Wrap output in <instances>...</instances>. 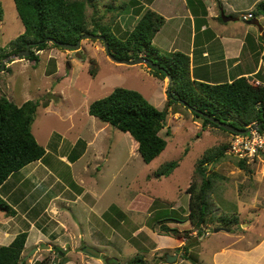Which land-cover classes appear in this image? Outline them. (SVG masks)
Returning a JSON list of instances; mask_svg holds the SVG:
<instances>
[{
	"label": "rangeland",
	"instance_id": "obj_1",
	"mask_svg": "<svg viewBox=\"0 0 264 264\" xmlns=\"http://www.w3.org/2000/svg\"><path fill=\"white\" fill-rule=\"evenodd\" d=\"M130 1L94 0V6L91 2L92 7L89 6L85 14L89 23L87 28L95 29L91 35H100L92 26V18L98 23L99 30H106L120 39L126 37L138 18L136 20L132 16L125 26L121 25L120 31L116 28V22L119 14L123 15L132 8ZM0 3L4 12L0 22V47H7L23 32L24 27L13 0H0ZM152 47L158 57L172 54ZM36 54L39 56L36 63L27 60V57L17 58L15 55L0 62V94L17 105L28 100L39 103L32 133L44 148L52 133L53 139L61 142V152L57 154L73 152L76 143L73 154H80L78 149L83 147V143H93L71 169L56 160L52 144L48 147L49 155L44 165L63 182L68 180L69 171L75 170L76 181L86 197L81 199L82 206L77 204L72 207L71 215L82 224L73 227L77 228L74 235H51L49 241L44 239L37 246L30 242L26 252L36 248L30 255L36 257L33 264L60 262V255L54 247L62 249L67 260L71 259L68 256L71 252L81 253L84 247H89L98 252L99 257L83 253L99 259L103 264H136L138 259L145 264L165 262L166 255L172 252L168 246H173L177 238L171 233L160 232L159 226L182 231L185 222L172 220L183 218V209L188 211V194L185 191L195 176L196 161L206 150L226 144L231 136L211 127L203 131L201 120L176 104L168 108L164 128L160 132L167 141L166 148L151 163L144 164L130 136L90 116L88 106L94 100L107 96L114 88H125L137 91L153 107L164 110L168 80L153 77L149 67L144 64L129 66L110 60L99 40L83 39L79 50L50 47ZM90 69L94 71L93 75H90ZM198 132L200 136L197 138ZM169 161H179V167L170 176L160 179L152 176L153 171ZM246 165L247 172L239 169L237 161L226 155L214 167L208 166L207 175L211 172L216 175V186L210 197L213 223L207 227L208 235L202 241L193 243V257L201 245L204 246L208 239L214 237L213 230L217 226L234 230V226L219 222L220 217H236L239 224L235 231L238 234L259 235L258 230L264 234V157ZM82 189L74 187L72 192H68L67 196V192H64L63 196L74 199L73 195H78ZM84 203L86 208L83 207ZM175 203L182 208L178 212H171L169 207ZM89 205H92L90 211ZM67 213L70 215L69 211ZM257 215L261 217L258 224L255 220ZM102 222H106L108 227ZM40 226L44 225L41 223ZM81 227L87 232L95 227L98 234L78 235V228ZM189 229L191 226L183 230ZM153 235L157 236L153 238ZM49 247L51 251L46 252ZM29 262L26 261L27 264ZM189 263L186 261L184 264Z\"/></svg>",
	"mask_w": 264,
	"mask_h": 264
},
{
	"label": "trees",
	"instance_id": "obj_2",
	"mask_svg": "<svg viewBox=\"0 0 264 264\" xmlns=\"http://www.w3.org/2000/svg\"><path fill=\"white\" fill-rule=\"evenodd\" d=\"M13 3L24 30L7 47H0V62L24 51L26 45L32 44L29 48L30 55L26 59L36 63L39 61L36 52L50 47L60 48L54 42L75 45L83 34L95 33V29L87 28L89 23L85 16L86 6L91 5V0H13ZM3 14L0 3V22ZM137 16L138 21L134 28L122 39L112 33L108 34L106 30H99L98 23L92 18L91 23L96 27L97 34L104 36L109 51L115 58L153 59L158 69L149 68V73L159 80H168L166 107L158 110L137 91L114 88L107 96L89 104L90 116L127 133L144 164L151 163L166 148L167 141L160 132L164 128L168 108L176 104L201 120L203 131L211 127L233 135L197 116L190 108L207 113L238 130L255 126L260 132H264V86H253L244 77L230 83L213 85L191 79L188 56L179 52L168 57H158L155 54L152 40L164 24V18L150 9H140ZM252 16H264V2L256 5ZM51 40L54 42H49ZM89 73L93 75L94 71L90 69ZM38 106L37 101L31 100L17 105L0 94V187L8 177L33 162L43 160L46 155L44 147L37 143L32 133ZM196 136L198 138L200 133ZM230 139L226 144L206 150L196 161L195 176L185 191L188 194V213L182 220H172L189 222L191 229L178 231L176 228L159 226L160 232L171 233L175 238L183 239L185 244L181 248L184 250H187L190 233L196 232L197 241L204 234L205 227L213 223V204L210 197L216 186V175L213 172L207 175L208 166L214 167L226 157ZM237 166L247 172L244 161H237ZM178 167L179 161L165 162L153 171L152 176L156 179L168 177ZM0 211L6 217L16 215V211L1 197ZM218 221L229 226L238 225L234 216L220 217ZM26 239L27 233L20 232L9 245L0 246V264H22L20 258ZM196 241L190 242L189 247ZM54 250L60 255V262L56 264H65L68 260L62 249L54 247ZM135 263L145 264L140 259ZM35 264L45 263L42 261Z\"/></svg>",
	"mask_w": 264,
	"mask_h": 264
},
{
	"label": "crops",
	"instance_id": "obj_3",
	"mask_svg": "<svg viewBox=\"0 0 264 264\" xmlns=\"http://www.w3.org/2000/svg\"><path fill=\"white\" fill-rule=\"evenodd\" d=\"M91 2L93 4L94 0ZM259 2L264 0H131L132 8L124 16L118 15L116 28L120 31L128 20H132V16L137 20L140 9H150L165 20L155 34L152 45L158 51L165 50L166 54L179 52L188 56L191 79L213 85L230 83L244 77L250 84L258 81L263 86L264 41L259 28L264 31V16L240 20L242 16L253 15ZM89 6H86L88 8L85 14L90 9ZM53 135L54 133L48 137L43 160L25 166L8 177L0 187V197L16 211L13 217L0 213V245L7 246L18 233L26 232L27 239L21 254L22 264H27V260L31 261L28 264L35 262L36 257L32 258L30 255L36 248L26 252L30 242L37 246L44 239L49 241L51 235H74L77 228L73 227L82 225L81 221L71 215L72 207L83 204L81 199L86 197L85 191L76 181L75 170L69 171L68 180L63 182L44 163L49 155L48 147L52 144L56 160L67 169L74 168L93 141L83 143V147L78 149L80 154H73L77 143L72 148L73 152L67 155L57 154L61 152V142L54 140ZM74 187L82 190L78 195H73L74 199L65 198L63 193L67 192V196ZM176 203L169 207L171 212H178L182 208ZM89 206L90 211L92 205ZM83 207L86 208L85 203ZM182 212V217L188 213L184 209ZM69 216L74 217L77 222ZM260 218L259 215L255 217L256 224L261 223ZM41 223L44 226H40ZM102 223L108 227L106 222ZM48 225L51 226L47 229ZM189 226V222H185L181 230L188 229ZM207 227V234H202L197 241L196 232L190 233L187 250L181 248L185 244L181 239H177L173 246H168L172 251L169 255L177 256L174 264H184L186 261L189 264H264V234H260L261 230H258L259 235H241L236 233V226L233 231L228 229L227 232H213L214 237L208 239L204 246L201 245L193 257L195 247H189V244L202 241L208 235ZM94 228H91V232H96L94 235H97L98 229ZM91 232L78 228V235H90ZM153 236L155 238L157 235ZM147 237L150 239V236ZM50 249L51 247L46 252H50ZM68 256L71 259L65 264H103L99 259L87 257L82 250L81 253L71 252Z\"/></svg>",
	"mask_w": 264,
	"mask_h": 264
},
{
	"label": "water",
	"instance_id": "obj_4",
	"mask_svg": "<svg viewBox=\"0 0 264 264\" xmlns=\"http://www.w3.org/2000/svg\"><path fill=\"white\" fill-rule=\"evenodd\" d=\"M259 31H260V36L262 37L263 41H264V31L261 30V28H259ZM83 39H92V40H99L103 43V47H104V50H105V53L107 55V57L118 63V64H122V65H129V66H135V65H146L148 66L149 68L151 69H158V66L156 64H154L152 61L146 59L145 57H140V58H137V59H132V60H123V59H117L114 57L113 54L110 53L109 51V48H108V45L106 43V40L104 38V36L102 35H97V36H94V35H91L89 33H86V34H83L81 36V38L77 41V43L75 45H69V44H65V43H60V42H54V41H49V42H54L57 46H59L60 48H63V49H67V50H79L80 49V41L83 40ZM32 44H28L26 45L25 47V50L24 51H21L19 52L17 55H15V57L17 58H26L30 55V50L29 48L31 47ZM1 67H3V64L1 65ZM169 81H170V78H169ZM167 92H169V85H168V88H167ZM190 111L193 112L194 114H196L197 116H201L207 120H209L211 123L215 124L216 126L220 127L221 129L225 130V131H228L232 134H237V135H244V134H247L251 128L248 127L247 129L245 130H238V129H235L234 127H232L231 125H229L228 123L226 122H222L212 116H210L209 114L207 113H204V112H201L199 110H196L194 108H190ZM219 231H229L228 229L226 228H215L213 230L214 233H217ZM44 248H48V246H44ZM83 252L85 253H88L94 257H99V253L94 251L92 248H89V247H84L82 249ZM177 260V256L176 255H166V259H165V262L167 264H174Z\"/></svg>",
	"mask_w": 264,
	"mask_h": 264
},
{
	"label": "built area",
	"instance_id": "obj_5",
	"mask_svg": "<svg viewBox=\"0 0 264 264\" xmlns=\"http://www.w3.org/2000/svg\"><path fill=\"white\" fill-rule=\"evenodd\" d=\"M251 18V14L241 17L243 21ZM251 85L262 86L258 81H253ZM250 128L251 130L247 134H233L231 136L225 152L227 156L237 161H244L246 164L253 163L264 157V132H260L255 126ZM205 234H207V231Z\"/></svg>",
	"mask_w": 264,
	"mask_h": 264
},
{
	"label": "clouds",
	"instance_id": "obj_6",
	"mask_svg": "<svg viewBox=\"0 0 264 264\" xmlns=\"http://www.w3.org/2000/svg\"><path fill=\"white\" fill-rule=\"evenodd\" d=\"M207 229H208V228H207ZM207 229H206V230H207ZM205 232H206V231H205V229H204V233H205Z\"/></svg>",
	"mask_w": 264,
	"mask_h": 264
}]
</instances>
